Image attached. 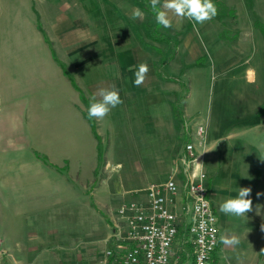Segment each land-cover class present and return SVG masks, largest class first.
<instances>
[{"label": "rangeland", "instance_id": "374dc122", "mask_svg": "<svg viewBox=\"0 0 264 264\" xmlns=\"http://www.w3.org/2000/svg\"><path fill=\"white\" fill-rule=\"evenodd\" d=\"M71 1H54L53 11L60 12L61 3ZM218 1L225 6L219 19L198 24L196 28L202 38L213 36L222 45L226 69L218 71L216 67L212 68L207 53L195 62H191L193 57H180L183 60L181 66L188 63L180 69L177 76L180 89L173 93L181 121L175 116L168 119L160 116L159 121L153 122L138 121L130 115H121L117 108V113L108 114L103 120L89 119L81 113V110H86L84 103L79 97L78 101L74 100L70 89L83 82V77L88 79V73L95 74L97 66L89 62L75 67L71 62L76 58L62 59L49 43L52 57L47 43L40 41L37 35L35 0L14 2L18 10L0 9V134L7 136L0 146L6 150L3 154L10 164L8 176L18 164L24 163L27 170L38 161L50 180L57 171L68 178L72 186V191L60 203L53 200L47 202V212L44 206L42 209L39 207L42 215L36 219L18 213L20 204L28 207V202L0 200V215L7 219L4 228H0V238L6 237L7 230L13 237L20 229L25 233L37 231L35 223L40 219L43 224L45 214L47 222L41 227L47 223L44 230H51L48 243L34 248L35 258L47 259L52 264H70L66 262V256L74 253L71 264H87L81 257L83 244L87 241L95 248L99 246L98 240L111 229L109 223L117 219L119 204L138 200V194L134 192L139 189V194H142L148 182L159 183L166 179L167 152H176L185 139L182 115L185 99L189 113L185 121L188 127H192L187 139L196 141L193 132L197 123L205 124L204 142L218 137L210 158L206 160L208 172L205 171L204 178V184L210 188L208 197L217 227L220 233L227 234L228 229H238L241 216L221 213L219 205L225 199L237 196L242 188L241 183H236L233 186L234 196L228 194V171L231 166L256 178L259 173V182L264 168V119L261 115L264 112H258L259 106L264 107V37L260 30L264 29V0ZM22 4L24 9H21ZM227 7L231 8L234 17L225 12ZM26 22L30 23L29 27ZM156 31L153 33L149 27L146 32L150 37L167 36L160 29ZM156 41H163L162 46H170L166 43L169 39ZM162 53L163 61L171 55L164 50ZM165 72L169 70L165 69ZM119 107L123 108V105ZM126 108L129 109L128 106ZM19 115L24 118L20 120ZM92 121L98 141L92 135L89 124ZM234 128H238L239 132L232 140L228 135L227 149L224 135ZM16 134L24 136V139L14 138ZM86 137L93 142L92 157L91 145ZM219 148L223 149L220 156ZM261 177L264 175L261 174ZM258 193L262 196V192ZM5 211L13 212L14 216H4ZM31 212L28 207L25 214ZM186 221L185 215L177 216L173 246L181 248L177 249L179 256L176 258V261L181 260L180 264H190L191 260ZM116 226H122L121 220L116 221ZM62 234L66 238H59ZM239 244L244 242L239 240ZM223 252L232 255V258L235 254L228 250ZM244 252V258H247L248 252ZM263 254L264 248L258 264H264ZM221 256L224 259L222 250L216 251V261L210 260V264L224 263ZM239 259L242 260L243 256Z\"/></svg>", "mask_w": 264, "mask_h": 264}, {"label": "crops", "instance_id": "0c3cea01", "mask_svg": "<svg viewBox=\"0 0 264 264\" xmlns=\"http://www.w3.org/2000/svg\"><path fill=\"white\" fill-rule=\"evenodd\" d=\"M16 1L21 0H0V9L15 10L17 9L14 5ZM35 1L37 3L34 6L36 7L35 11L38 16L36 23L40 28L38 29L35 25L37 29L35 30L37 31L39 40L44 41V35L48 43L52 44V49L58 51L62 59L68 60V57L76 58V61L71 62L75 67H80L89 62L94 63L97 66V72L95 74L88 73V79L83 77V82L78 83L76 86L84 94L85 98L89 100V97L99 87L114 83L123 101V103L115 107L121 115H130L136 118V120L144 122L159 121L160 116L165 119L174 116L172 109L173 93L180 89L177 76L180 74V69H182L183 65L188 64L184 63L181 66L183 60H180V57H193L191 62H195L207 53V58L210 61V66H213L212 68L216 67L218 71L226 69L224 60L225 51L222 45H219L213 36L205 35V38H202L197 28L194 29L193 23L189 20L174 18L171 28L156 25L155 30L160 29L167 36H170L171 39L166 42L170 46H167V44L162 46L161 43L163 41L152 39L146 31L149 27L152 28L154 26V14L151 10L144 7L145 4L149 5L150 0H72L70 3H61L60 8L62 10L60 12L53 11L55 7L54 1L56 0ZM78 5L80 9L76 8ZM24 8L25 6L22 4L21 9ZM73 8H76L75 11H73ZM137 9L144 13L143 19H133V13ZM25 24L28 27L30 26V23L26 22ZM28 27L26 29L32 31V28ZM163 50L166 53L171 52L170 57L166 61H163ZM141 62H147L150 70L147 73L144 83L137 87L133 82L135 79L134 71ZM130 66L133 68V71L128 70ZM73 69L74 71H78L77 68ZM165 69H168L169 72L166 73ZM249 78H251V74ZM70 92L73 95V99H77L78 101V90L71 88ZM184 101L182 110L184 120L183 129H185L184 138L187 139L190 136L189 132L192 127H188L185 121V117L189 116V113L187 112V105ZM122 105L123 108L119 107ZM115 108L110 111V115L117 113ZM72 113L74 112L72 111ZM261 115L262 119H264V113ZM23 118V115H19L20 120ZM238 132L239 129L234 128L230 133L226 132L224 135L227 141L225 144L227 149L228 135L232 140ZM6 137L1 133L0 142ZM13 137L24 139V136L20 134L13 135ZM86 138L91 145L90 154L92 157L93 142L89 137ZM216 139L218 137L208 138L207 143L194 142V149L198 154V161H200L204 171H207L206 160L210 158L211 150L215 148ZM6 143L8 145L10 144L9 141H6ZM11 143L15 145L14 142ZM182 146L183 143L180 144L176 152H167L168 161L166 168L168 167V170L166 179L171 176L178 180L179 184L182 183L184 178L183 173H181V165L177 160ZM231 146H233L232 143ZM223 149H218L219 156L221 155V151L223 152ZM3 152L6 154V150L1 145L0 200L10 199L15 202H28V207L33 212L25 214L28 207L20 204L18 209L21 212L19 211V214L32 216L35 219L39 218L42 215L39 212V207L42 209L44 206L47 212V202L53 200L60 203L72 191L71 182L68 181V178H65L61 173L56 171L53 174L52 180H50L48 174L44 175L40 166L41 163L38 161L31 164V167L27 170L24 163L18 164L13 168L11 176H8L10 164L8 163V157L6 158ZM232 153L233 150L231 148ZM168 162H171V164ZM232 163H234L233 158ZM263 171L261 173L262 175H264ZM261 174L259 176L261 178L259 182V173L256 178L252 175L249 176L247 171L240 172L233 166L228 171V194L234 196L235 191L233 186L236 183H241L242 188H250L252 208L251 211L241 216V222H239L238 229H235V231L228 229V234L224 232L220 233V229L218 228L219 245L215 253L216 251L222 250L224 255V259H222V256L220 258L224 261L222 264H258L260 262L262 249L264 248V177H261ZM165 180L157 184H161ZM149 183L154 182H148L143 187L144 192L142 194H139V189L134 192V194H138L136 198L138 201H144L146 199V186ZM206 187L209 193V185ZM259 191L262 192V196L259 195ZM5 215L6 217L10 215L14 216L13 212L10 214L6 211L4 213ZM43 217L46 219L43 224H41L40 219L39 222L35 223L37 225V231H27L25 233L20 229L15 234V237H13L14 235L11 232L6 231V237L4 239L0 238V264H52L47 259L44 261L37 260L33 255L36 245L40 246L42 243H48V234L51 229L44 230L47 223L46 226L41 227V225H45V222H47L48 216L44 214ZM6 220V218L0 215V228H4L3 224ZM117 220L121 219L117 216L116 220H112L109 223L111 229L98 240L99 246L97 248L87 241L83 244L81 251V257L85 258L83 261H86L87 264H117L123 248L128 244L127 241L116 238L115 225ZM121 224H123L122 220ZM52 233L55 235L54 232ZM221 235H235L244 244L225 245L220 240ZM59 238L63 239L66 237H63L62 234V237L60 236ZM173 244L171 249L173 252V264H180L181 260L176 261V258L179 256L177 249L180 247L175 248ZM175 244L177 243L175 242ZM246 247H248V250ZM106 250H109V253L106 254ZM223 250L233 251L235 253L233 258L232 255L229 253L227 255ZM244 251L248 252L247 258H244ZM72 254L74 253L67 254L66 256V262L70 264L73 262V259H71ZM241 256H243L242 260L239 259ZM226 259L228 262H226Z\"/></svg>", "mask_w": 264, "mask_h": 264}, {"label": "built area", "instance_id": "2783aa9c", "mask_svg": "<svg viewBox=\"0 0 264 264\" xmlns=\"http://www.w3.org/2000/svg\"><path fill=\"white\" fill-rule=\"evenodd\" d=\"M193 137L204 142V125H195ZM177 160L184 177L181 184L171 176L161 184L149 183L144 201L129 200L117 207L116 215L123 224L115 225L116 238L128 242L117 264H173L171 249L177 234V216L181 214L187 217L190 264H210L218 227L207 187L199 178L201 171L205 178V171L198 161L194 140L183 142ZM176 187H183V196H176Z\"/></svg>", "mask_w": 264, "mask_h": 264}, {"label": "clouds", "instance_id": "9594fccd", "mask_svg": "<svg viewBox=\"0 0 264 264\" xmlns=\"http://www.w3.org/2000/svg\"><path fill=\"white\" fill-rule=\"evenodd\" d=\"M149 7L154 14L157 25L164 28H171L173 19L178 18L179 20L187 19L191 21L193 28L196 29V25L211 20L218 12L214 0H150ZM143 17L144 13L139 9L134 11L133 19H143ZM128 70L133 71V68L130 66ZM149 70L147 62L139 63L134 71L135 79L133 82L135 86L139 87L144 83ZM121 103L123 101L114 83L99 87L89 97L88 118L103 120L113 108ZM199 178L201 181L204 180L202 171ZM250 194V188H240L237 196L229 197L219 205V211L226 215L244 216L252 208ZM220 240L225 245L239 243V238L235 235H221Z\"/></svg>", "mask_w": 264, "mask_h": 264}, {"label": "trees", "instance_id": "16d2710c", "mask_svg": "<svg viewBox=\"0 0 264 264\" xmlns=\"http://www.w3.org/2000/svg\"><path fill=\"white\" fill-rule=\"evenodd\" d=\"M214 3H215V5H216V7H217V9H218V12H217V15L214 17V18H212V19H219V17L222 15L221 14V9H223L225 6L223 5V6H221L220 4H219V1L218 0H214ZM144 7L145 8H147V9H149V10H151L150 9V7H149V5H147V4H145L144 5ZM228 12V14H229V16L230 17H234V14H233V11L231 10V8H228L227 7V9L225 10V12ZM156 25H157V23H156V21H155V18H154V26L152 27V32L153 33H155V32H157L156 30H155V27H156ZM36 27L38 28V29H40L39 27H38V25L36 24ZM261 30V32L263 33V37H264V29L262 28V29H260ZM43 35V34H42ZM43 39H44V41L47 43V45H48V47H49V49H50V53H51V55H52V57H54L53 56V51H52V49H51V47L49 46V43H48V41H47V39L45 38V36L43 35ZM152 39H162V38H164V39H169L170 40V37L169 36H164V37H157V35L155 36H152L151 37ZM263 61H264V51H263ZM62 72L70 79V77H69V74L66 72V70L65 69H63L62 68ZM71 80V79H70ZM71 82H72V80H71ZM73 83V82H72ZM74 84V83H73ZM74 88H76L77 90H78V95H79V98L82 100V102L84 103V105H85V109L86 110H82L81 111V113H83L85 116H87L88 117V115H87V109H88V106H89V100L88 99H86L85 98V96H84V94L78 89V87L76 86V85H74L73 86ZM174 101L175 100H172V109H173V114H174V116H175V118L179 121L180 120V112H179V109H178V104H176V103H174ZM262 108V109H261ZM263 110V112H264V107H261V106H259V108H258V112L259 111H262ZM181 121V120H180ZM89 124H90V128H91V130H92V135H93V137L98 141V134L96 133V131H95V124L93 123V121L92 122H89ZM218 240H217V242H216V244H215V246H214V248H213V251H212V254H211V260H213V261H216L215 260V258H214V253H215V250L218 248ZM190 262H191V260H190Z\"/></svg>", "mask_w": 264, "mask_h": 264}, {"label": "bare ground", "instance_id": "6f19581e", "mask_svg": "<svg viewBox=\"0 0 264 264\" xmlns=\"http://www.w3.org/2000/svg\"><path fill=\"white\" fill-rule=\"evenodd\" d=\"M182 188L176 187V196H182V192H183Z\"/></svg>", "mask_w": 264, "mask_h": 264}]
</instances>
